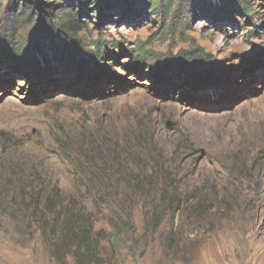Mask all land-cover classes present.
<instances>
[{"label":"rangeland","instance_id":"374dc122","mask_svg":"<svg viewBox=\"0 0 264 264\" xmlns=\"http://www.w3.org/2000/svg\"><path fill=\"white\" fill-rule=\"evenodd\" d=\"M207 3L93 14L76 0H0V264H57L15 205L44 189L40 174L77 196L71 162L110 148L113 202L137 231L105 264H264V0ZM66 17L80 32L56 25ZM44 20L54 43L81 45L89 76L38 35Z\"/></svg>","mask_w":264,"mask_h":264},{"label":"trees","instance_id":"16d2710c","mask_svg":"<svg viewBox=\"0 0 264 264\" xmlns=\"http://www.w3.org/2000/svg\"><path fill=\"white\" fill-rule=\"evenodd\" d=\"M76 1L80 3L85 11L94 9L93 14L100 12L108 14L114 11L121 12L128 6V2L137 3L139 6L145 2L143 8L149 7L150 12L155 13L161 5L172 9L183 0ZM191 1L197 3L196 10L198 11H203L210 6L207 0ZM241 8V6L238 7V10H241ZM21 11L23 10L20 9L17 14L19 15ZM56 23L57 26L71 34L78 33L81 30L79 29L81 25L71 17L58 19ZM84 27H87V24H84ZM55 33L56 29L47 20H44L38 28V35L43 39H49L53 52H56L58 57H63V62H66L69 67L79 65L80 73L89 76L91 72L87 68L88 59H85L81 54V45L79 43L71 45L70 41H66L64 44L54 43ZM106 47L101 42L96 44L93 62H96L97 67L103 65ZM31 48L29 47L28 52L20 56L21 64H28ZM182 60L184 59L180 61ZM105 152L108 154V159H101L97 156L82 162L79 160L71 162L80 190L77 192V196L64 195L59 186L52 188L44 178L45 176L40 174L33 177L34 180L42 181L45 186L44 189H40L34 195L26 193V197L23 194L15 205L14 214L21 215L25 219L22 221L27 222L31 230L41 234L47 250L57 264H105L104 256L110 254L114 257L122 255L127 250V237L134 235L137 231L131 210L125 209L122 203L119 206L114 205V200L117 202L119 200L120 203V192L123 188L122 182L115 179V176L111 174L115 168V163L113 166H109L108 162H113L111 157L117 152L111 148L105 150ZM118 166L121 165L118 164ZM29 176L31 177V175ZM113 182L118 183L116 186L107 187L104 192H98L97 187ZM102 194H104V198H101L100 195ZM81 198L84 201L83 203ZM98 198H100V203L97 204L96 200ZM87 202H89V205L86 204ZM0 209H3L5 214H10L8 208L0 206ZM100 217H111V220L99 219ZM104 221H107V228L97 229L96 226ZM163 222L164 220H151L148 225L153 230H158Z\"/></svg>","mask_w":264,"mask_h":264},{"label":"water","instance_id":"95a60500","mask_svg":"<svg viewBox=\"0 0 264 264\" xmlns=\"http://www.w3.org/2000/svg\"><path fill=\"white\" fill-rule=\"evenodd\" d=\"M31 51H32V48H31Z\"/></svg>","mask_w":264,"mask_h":264}]
</instances>
